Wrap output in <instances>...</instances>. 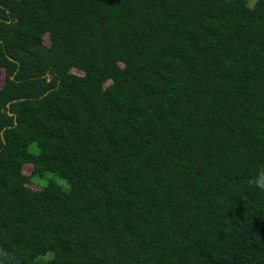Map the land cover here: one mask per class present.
I'll return each mask as SVG.
<instances>
[{"label":"trees","instance_id":"16d2710c","mask_svg":"<svg viewBox=\"0 0 264 264\" xmlns=\"http://www.w3.org/2000/svg\"><path fill=\"white\" fill-rule=\"evenodd\" d=\"M248 1L0 0V264H264Z\"/></svg>","mask_w":264,"mask_h":264},{"label":"rangeland","instance_id":"374dc122","mask_svg":"<svg viewBox=\"0 0 264 264\" xmlns=\"http://www.w3.org/2000/svg\"><path fill=\"white\" fill-rule=\"evenodd\" d=\"M256 0H249L248 1V6L249 7H252L254 5ZM46 42H48L47 38H46ZM237 70L240 71L242 69V66L241 65H238L237 67ZM3 81H4V70L3 69H0V87L2 86L3 84ZM29 165V166H28ZM26 167H25V170L27 171V173H30L31 170H32V166L30 164H28ZM33 182L34 184H37L38 186L42 187L44 186L45 184H47L48 182H53L63 188H67L68 187V182L53 174V173H50V172H47L43 175H36L33 177Z\"/></svg>","mask_w":264,"mask_h":264},{"label":"clouds","instance_id":"9594fccd","mask_svg":"<svg viewBox=\"0 0 264 264\" xmlns=\"http://www.w3.org/2000/svg\"><path fill=\"white\" fill-rule=\"evenodd\" d=\"M256 186L264 190V174H261L260 178L256 181Z\"/></svg>","mask_w":264,"mask_h":264}]
</instances>
